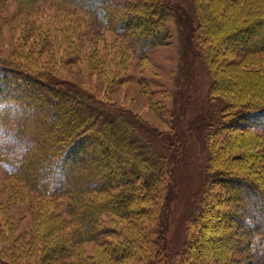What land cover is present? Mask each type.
Segmentation results:
<instances>
[{
  "label": "rangeland",
  "instance_id": "1",
  "mask_svg": "<svg viewBox=\"0 0 264 264\" xmlns=\"http://www.w3.org/2000/svg\"><path fill=\"white\" fill-rule=\"evenodd\" d=\"M105 1L118 6L136 0H0V59L23 61L59 80L77 83L98 100L122 110L172 164L173 172L156 192L152 210L126 219L103 217V225L115 228L111 239L131 235L140 246L127 260L109 259L108 264H153L154 260L159 264H201L205 256V264H237L225 261L228 250L220 246L233 229L211 232L217 224L211 219L200 221L191 231L192 237L196 235L194 243L186 247L183 243L200 199L207 152L204 136L208 123L218 118L220 104L208 100L214 70L230 64L235 67V73H228L231 77H259L262 82L257 86L262 89L264 55L245 59L240 46L231 45V53L215 41L202 43L198 21L207 17L210 8L227 21L221 29L231 21L242 25L264 16V0H167L173 7L166 21L168 37L145 58H139L135 46L129 48L128 39L95 13ZM240 32L248 46L259 43L264 40V23L253 26L251 33ZM6 127L0 128V159L4 160L18 157L30 144L27 136L16 131L13 119ZM225 135L222 132L217 140L222 142ZM9 136L14 138L12 142L4 140ZM259 179L264 184V172ZM215 191L216 204L221 190ZM62 201L32 191L0 169V257L19 264H89L99 245L94 242L73 245L59 257L54 245L59 242L54 241L67 238L68 216ZM250 207L253 211L252 204ZM258 218L254 213V219ZM159 219L163 225L160 234ZM50 240L52 245H47ZM158 241L165 244L163 256L157 251ZM250 246L253 253L242 264H264V235L255 237Z\"/></svg>",
  "mask_w": 264,
  "mask_h": 264
},
{
  "label": "trees",
  "instance_id": "2",
  "mask_svg": "<svg viewBox=\"0 0 264 264\" xmlns=\"http://www.w3.org/2000/svg\"><path fill=\"white\" fill-rule=\"evenodd\" d=\"M101 4L100 11L95 13L128 39L129 48L135 46L139 58H145L151 48L167 39L166 21L173 11L167 0ZM208 12L206 18L198 21L202 43L215 41L231 53V45L240 46L245 59L264 55L263 39L248 46L247 38L240 32L251 33L253 26L264 23V16L242 25L231 21L221 29L227 21L210 8ZM233 68L229 64L214 70L208 90L209 102L220 104L218 118L208 123L204 136L207 152L200 199L188 221L183 245L194 243L196 235L192 237L191 231L200 221L208 223L211 219L217 223L212 226L213 231L209 229L211 232L233 229L231 234L224 235L226 243L220 246L228 250L227 263L242 264L253 253L250 242L264 235V184L259 179L264 172V88L257 86L262 82L259 77H231L228 73H235ZM113 107L82 90L77 83L59 80L53 73L23 61L0 59V128H7L13 119L16 131L30 139L18 157L6 159L14 165L7 172L32 191L63 200L68 216L67 238L53 240L59 242H53L59 257L73 245L93 242L99 245L89 264H108L109 259L122 262L140 251L135 236L111 239L115 228L103 225V217L126 219L152 210L156 192L173 172L172 164L155 149L141 126ZM239 119L247 121L237 123ZM222 132H226L225 139L219 142ZM215 188L221 190L216 204ZM162 229L159 219L158 234ZM49 244L52 245L51 240ZM157 244V251L163 253L165 244ZM205 257L201 264L206 263ZM152 263L159 264L155 260ZM0 264L19 263L0 257Z\"/></svg>",
  "mask_w": 264,
  "mask_h": 264
},
{
  "label": "clouds",
  "instance_id": "3",
  "mask_svg": "<svg viewBox=\"0 0 264 264\" xmlns=\"http://www.w3.org/2000/svg\"><path fill=\"white\" fill-rule=\"evenodd\" d=\"M2 135V134H0ZM14 138L12 137H5L4 140L6 142H12ZM0 169L4 170V171H9L14 169V165L13 163H10L8 160H4V159H0Z\"/></svg>",
  "mask_w": 264,
  "mask_h": 264
}]
</instances>
